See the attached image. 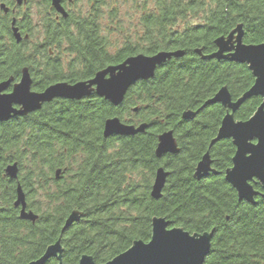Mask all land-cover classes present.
<instances>
[{"label": "trees", "instance_id": "trees-1", "mask_svg": "<svg viewBox=\"0 0 264 264\" xmlns=\"http://www.w3.org/2000/svg\"><path fill=\"white\" fill-rule=\"evenodd\" d=\"M156 3L157 14L145 22L143 39L132 43L125 38L114 56L98 37L72 41L89 72L59 73L60 80L73 83L76 78L92 79L97 68L128 57L184 52L157 68L152 79L133 85L121 107L101 98L67 101L27 119L0 122V264H27L41 257L58 240L72 211L81 212L82 218L61 236L62 264H77L82 255L102 264L134 241L147 243L154 217L190 234L214 230L204 264H264V199L256 197L254 205L238 202L224 181L234 155L231 142H218L209 151L217 175L193 178L225 115L220 104L200 108L223 87L235 101L254 82L245 65L203 60L195 52L212 54L214 41L238 25L244 44L264 43V0ZM260 103L258 97L247 100L234 119L247 121ZM130 111L137 113L135 119L125 118ZM188 111L198 113L185 120L182 115ZM115 117L147 128L134 136L103 138L104 122ZM166 131L173 132L178 153L156 158L157 137ZM12 164L18 168L16 181L4 172ZM158 168L170 174L161 198L153 200L150 190ZM17 184L25 194L26 210L38 216L34 223L19 219L14 207Z\"/></svg>", "mask_w": 264, "mask_h": 264}, {"label": "water", "instance_id": "water-1", "mask_svg": "<svg viewBox=\"0 0 264 264\" xmlns=\"http://www.w3.org/2000/svg\"><path fill=\"white\" fill-rule=\"evenodd\" d=\"M228 1V0H227ZM57 0L55 1V4ZM215 51L203 56L199 50L195 53L203 60H225L240 65H245L251 73L254 82L252 86L238 99L233 101L228 90L221 88L212 99L205 102L200 108L210 104H220L225 109V115L215 137L210 141L208 150L202 156L195 167L193 177L199 181L209 174L218 173L211 168L209 149L217 142L230 140L234 147V155L231 159V167L224 172V181L235 191L238 202L255 204V198L264 199V43L259 45H246L243 42V31L240 25L232 30L227 36H221L214 41ZM184 56L183 51L159 52L153 56L137 55L126 58L122 63L108 66L97 72L94 77L85 82H77L70 85L57 83L44 90L41 94L30 92V79L26 73L22 74L20 82L13 87L12 93L2 95L9 85V81L0 83V122H6L14 116H25L40 110L42 104L52 100L79 101L95 94L118 107L123 102L128 90L139 81H147L154 77L157 68L161 67L172 58L178 59ZM135 68V71L128 69ZM258 97L260 105L247 121H236L235 112L247 100ZM14 105L20 106L19 110ZM136 109H134V112ZM198 111L183 113L182 118L189 120L196 116ZM147 125L137 127L122 123L118 118H110L104 122L102 136L129 137L144 133ZM246 129L248 135H241L234 129ZM178 147L172 131H166L157 137L155 149L156 158L164 155H175ZM239 169L246 173H255L252 180L244 183L235 180ZM5 176L10 180H17L18 168L16 164L8 165ZM60 171H56L58 177ZM169 173L163 168L155 171L150 196L153 200H159ZM260 187V191L255 189ZM14 207L20 208L19 219L34 223L38 216L32 211L26 210L25 194L19 184L16 187V199ZM82 213L72 211L65 220L60 237L56 242L49 245L41 257L27 264H46L49 260H56L62 264L63 249L60 239L73 224L78 223ZM214 230L202 234H190L181 228H170V223L164 218L154 217L151 219V236L147 243L134 241L130 248L102 264H204L210 253ZM195 238L198 243L193 247L185 243L186 239ZM77 264H96L91 256L82 255Z\"/></svg>", "mask_w": 264, "mask_h": 264}, {"label": "flooded vegetation", "instance_id": "flooded-vegetation-1", "mask_svg": "<svg viewBox=\"0 0 264 264\" xmlns=\"http://www.w3.org/2000/svg\"><path fill=\"white\" fill-rule=\"evenodd\" d=\"M55 1L0 0V83L9 81L2 95L12 93L23 73L28 75L30 92L34 94H41L57 83L73 85L90 80L76 78L73 83H68L59 79L60 71L63 74L89 72V66L82 64L80 52L74 48L72 41L79 44L87 41L88 37H98L104 41L108 30L115 32L116 36L120 35L117 20L123 16L124 10L126 16L130 17L133 37L138 41L145 37V22L153 19L158 10L156 0H57L56 4ZM100 54L96 51L93 53L96 56ZM143 55L150 56L145 53ZM98 71L100 69L97 68L95 73ZM96 98L93 93L79 101L52 100L42 104L36 112L14 116L8 121L27 119L55 103L85 102ZM13 107L15 110L20 109L17 105ZM124 124L138 125L129 122ZM175 142L177 144L176 139ZM211 168L214 169L212 160ZM164 170L170 174V171Z\"/></svg>", "mask_w": 264, "mask_h": 264}, {"label": "rangeland", "instance_id": "rangeland-1", "mask_svg": "<svg viewBox=\"0 0 264 264\" xmlns=\"http://www.w3.org/2000/svg\"><path fill=\"white\" fill-rule=\"evenodd\" d=\"M123 16L119 17L118 21V26L119 29L121 31L120 35L115 34V32L113 31H109L107 32V36H106V44H107V53L110 56H114L117 54V52H119L125 45L124 43V39L127 38L130 42H135L136 38L133 37V30H132V26L130 24V17H127L125 10L122 12ZM180 23H182V20L180 21ZM191 23H197V21H191ZM115 27V26H114ZM128 45V44H126ZM137 115V113H131V111L126 114L125 118L129 119H135L134 116ZM41 201V200H40ZM43 203V201H42Z\"/></svg>", "mask_w": 264, "mask_h": 264}, {"label": "snow or ice", "instance_id": "snow-or-ice-1", "mask_svg": "<svg viewBox=\"0 0 264 264\" xmlns=\"http://www.w3.org/2000/svg\"><path fill=\"white\" fill-rule=\"evenodd\" d=\"M135 70H136L135 68L128 69V71H130V72L135 71ZM261 119L264 120V117H262ZM233 131L238 132L241 135H245V136H247L248 139H251V136L248 135L246 129H238L237 128V129H234ZM254 175H255V173H246L243 169H239L238 174L235 177V180L240 181V182L244 183L245 185H247V182L251 181ZM261 179H264V177H262ZM185 243L194 247L198 243V241L193 237L191 239H186Z\"/></svg>", "mask_w": 264, "mask_h": 264}]
</instances>
